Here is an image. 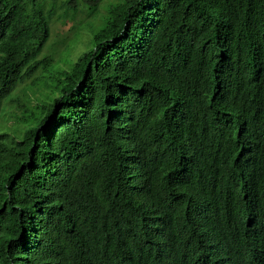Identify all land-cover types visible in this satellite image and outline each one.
I'll use <instances>...</instances> for the list:
<instances>
[{"label": "trees", "instance_id": "1", "mask_svg": "<svg viewBox=\"0 0 264 264\" xmlns=\"http://www.w3.org/2000/svg\"><path fill=\"white\" fill-rule=\"evenodd\" d=\"M104 1L0 0V264H264V0Z\"/></svg>", "mask_w": 264, "mask_h": 264}, {"label": "rangeland", "instance_id": "2", "mask_svg": "<svg viewBox=\"0 0 264 264\" xmlns=\"http://www.w3.org/2000/svg\"><path fill=\"white\" fill-rule=\"evenodd\" d=\"M108 3H113V0H105L103 3L100 4V16L105 15L107 12V5ZM79 18H84L83 15H79ZM88 22L80 24L77 20H71L70 18L66 20H55L52 24V35H51V41L49 42L46 49L43 51L41 55L44 57H51L52 61L55 63V67L53 69H57V67H64L68 68L66 61L67 59H70L72 61H75L77 58H79L85 51L90 49L92 47L93 43V29H91L88 25L89 21L96 22L95 19H88ZM74 25H79L81 28H85L84 31L79 35V30L74 27ZM89 31V32H87ZM91 33V34H90ZM89 47V48H88ZM40 55V57H41ZM53 70V71H54ZM32 81V80H31ZM27 85H30V81L27 83ZM20 86L19 88H21ZM17 89L16 92L12 93L6 100H10L11 97H13V102H8L5 106V114L3 118L2 125L3 127L0 128V131H6L11 130L9 126H15L17 125L15 123L14 115L16 113V103L18 101L23 103L24 96L23 91L21 89ZM14 94V95H13ZM28 95L31 96L32 93L28 92ZM20 98V100H19ZM29 104V103H25ZM35 105V101L31 103V106L33 107ZM1 122V121H0ZM6 129V130H5ZM7 132V131H6Z\"/></svg>", "mask_w": 264, "mask_h": 264}, {"label": "clouds", "instance_id": "3", "mask_svg": "<svg viewBox=\"0 0 264 264\" xmlns=\"http://www.w3.org/2000/svg\"><path fill=\"white\" fill-rule=\"evenodd\" d=\"M48 44H49V43H48ZM47 46H48V45H47ZM41 59H42V57H41ZM36 75H38V74H36ZM34 77H35V76H34ZM34 77H33V78H31V79H29V80H28V82H29V81L31 82V80H33V79H34ZM28 82H27V83H28ZM29 86H30V85H29ZM15 92H16V91H15ZM15 92H14V93H15ZM13 95H14V94H13ZM12 98H13V97H12ZM8 102H9V100H8V101H6V102L4 103L3 110H2V113H1V116H3V117H4V114H5V109H6V108H5V106H6V104H7ZM2 120H3V118H1V119H0V121H2ZM3 125H4V124H3Z\"/></svg>", "mask_w": 264, "mask_h": 264}]
</instances>
